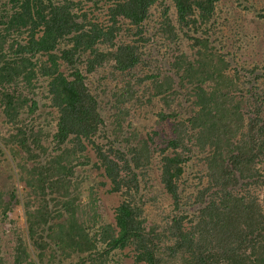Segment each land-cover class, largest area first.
<instances>
[{"label": "trees", "instance_id": "1", "mask_svg": "<svg viewBox=\"0 0 264 264\" xmlns=\"http://www.w3.org/2000/svg\"><path fill=\"white\" fill-rule=\"evenodd\" d=\"M219 1L0 0V110L16 134L7 153L30 155L19 164L22 176L16 172L21 191L15 184L0 190V228L15 206L23 205L26 216V229L13 230L9 259L1 255L0 237V264H119L127 252L135 264H264V156L260 167L255 162L264 149L258 94L264 82L252 83L264 80V72L255 66L242 77L211 47L207 32ZM80 64L89 74L119 77L111 115L101 114ZM41 78L53 109L47 114L56 122L47 147L33 132L35 121L21 117L28 104L26 114L34 116L37 103L28 95ZM242 78L250 85L234 89ZM147 93L169 109L161 107L163 120L175 117L173 138L161 141L159 172L171 201L162 223H148L151 201L142 188L153 160L149 144L160 133L123 136L128 105L151 104ZM188 101L199 109L183 108ZM184 115L189 118L176 120ZM110 123L113 140L106 134ZM100 135L107 145L98 143ZM120 142L125 145L117 147ZM191 161L207 184L186 196L180 181ZM86 167L121 195L113 222L97 212L95 185L81 193L84 202L78 193L87 180L74 177ZM251 179L259 186L246 190ZM192 199L201 205L196 212Z\"/></svg>", "mask_w": 264, "mask_h": 264}, {"label": "rangeland", "instance_id": "2", "mask_svg": "<svg viewBox=\"0 0 264 264\" xmlns=\"http://www.w3.org/2000/svg\"><path fill=\"white\" fill-rule=\"evenodd\" d=\"M216 14L215 17L211 20V23L208 28L207 36L209 37V42L211 47H215L220 53L226 55L241 72L242 77H250V70L255 66H259L261 69L259 74L264 72V0H220L215 8ZM208 44V43H207ZM191 52V50H188ZM194 50L192 49V53ZM40 59V58H39ZM85 59V57H84ZM36 60V59H35ZM37 61V60H36ZM80 70H82L83 75L85 76V83L90 89L91 94H93L99 104H103L101 114L105 117L111 115L113 111L110 109L111 104L115 100L112 99V94L118 84L119 77H104L102 70H97L95 73H87L86 67L84 65H79ZM243 68H246L249 71H245ZM62 70L69 75L68 64H62ZM250 79L245 80L242 78L240 81V87L234 88L237 90H243L248 87L250 84H247ZM264 80L258 79L254 84H259ZM247 84V85H243ZM261 85V84H260ZM35 90L30 92V99L37 103L36 109L34 110V116L29 115V108L32 104H28V108L22 113V119L24 120H33L35 121V128L33 129L34 134L38 135L41 140L42 146H50L52 141V135L56 132V122L50 119V116L47 114L53 112V109L50 107L51 99L48 93L47 79H39L35 83ZM232 89V88H231ZM221 90V89H220ZM140 94L143 96L144 87H140ZM258 94L264 98V84L261 85ZM145 98H150L152 103L148 105H137L130 108V115L128 122L123 123L124 134L126 137L129 134V131H135L137 133L139 140L148 139L154 132H159L160 136L155 138V143L149 144L152 149L153 160L150 162V168L148 176L145 180V187L143 188L144 197L146 196L151 203L146 205V218L148 223L156 221L160 223L164 222L167 218L166 214L170 211L169 196L167 195L162 183L161 175L159 172V167L161 166L160 159L163 155V148L165 147L161 144V141L167 138H173L172 134V121H175V117H171L169 120H163L161 118L162 108H164V113H169L167 109L160 100V98H153L150 93L144 96ZM192 102L195 99H191ZM264 101V100H263ZM136 102V99L133 98V103ZM107 107L105 108V105ZM177 104V103H176ZM183 108H195L194 111H197L199 107L196 104H191L188 102H183ZM180 108L182 113L183 110L179 105H173L172 108ZM28 111V115L26 112ZM196 113H191V116H194ZM55 115V114H54ZM114 116H116L114 114ZM36 117H38L36 119ZM185 120L189 118V115H184L178 117V119ZM12 125L6 122L3 112L0 110V149L3 151V154L0 153V190L10 189L13 184L16 185L19 191H21V186L16 180V172L20 174L18 169L19 164H22L23 160L26 157H30L29 154H23L21 157H14L11 153H7L9 147L13 142V135L15 131L11 128ZM113 127L110 124H107L106 134L112 140L114 136L112 134ZM98 137V143L107 145L108 139ZM233 137L231 141H233ZM264 145V138L262 141ZM117 147H123L124 142L116 144ZM232 146V145H231ZM35 149L36 148L35 146ZM88 152L94 154V151L89 147ZM166 152H171L168 150ZM39 151H35V154H39ZM198 156V154L196 155ZM203 158L204 155H199ZM264 156V149L260 151L259 157L256 158L255 162L258 167L261 166L262 158ZM199 167L191 161L189 164L185 165V172L183 178L180 181V185L184 189V186L187 187L184 190L185 195L189 196L193 190L197 191L203 189L206 186L207 181L204 178V174L199 171ZM13 173V180L8 177ZM264 174V171L261 172ZM76 180L81 181L83 177H86V180L81 187L78 189V193L82 196V201L85 200L84 193L91 185L96 186L97 192V201L96 209L99 214H101L105 220L113 222L114 214L113 210L121 201V195L110 193V184L107 179L95 169H84L81 171L78 169L76 172ZM20 174L19 177H21ZM253 179L248 181L249 186L246 187V190H255L257 185ZM99 183V184H98ZM101 183H105L102 185ZM98 184V186H97ZM259 186V185H258ZM194 189H192V188ZM80 191V192H79ZM192 205L190 206L191 212H196L201 208V205H193V199L191 200ZM10 221L4 224L0 228V237L3 239V248L1 255L4 258L10 257L12 251L11 245L12 240L14 239L13 230L17 228L19 232H22L26 229V216L24 212V206L18 205L15 206L12 214L9 216ZM151 225V224H148ZM127 256L123 257L121 263L119 264H135L132 259V254L127 252ZM181 262L180 260H177ZM180 264V263H178Z\"/></svg>", "mask_w": 264, "mask_h": 264}]
</instances>
